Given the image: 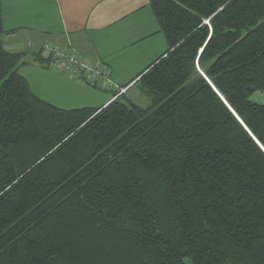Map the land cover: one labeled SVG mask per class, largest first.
<instances>
[{
  "label": "trees",
  "instance_id": "obj_1",
  "mask_svg": "<svg viewBox=\"0 0 264 264\" xmlns=\"http://www.w3.org/2000/svg\"><path fill=\"white\" fill-rule=\"evenodd\" d=\"M150 6L145 107H58L0 40V264H264V0Z\"/></svg>",
  "mask_w": 264,
  "mask_h": 264
},
{
  "label": "crops",
  "instance_id": "obj_2",
  "mask_svg": "<svg viewBox=\"0 0 264 264\" xmlns=\"http://www.w3.org/2000/svg\"><path fill=\"white\" fill-rule=\"evenodd\" d=\"M0 8L2 46L22 53L18 72L32 92L50 103L61 93L73 96L79 107H98L111 96L86 104L92 89H103L41 64L35 55L45 45L102 61L118 87L131 84L167 48L150 0H0Z\"/></svg>",
  "mask_w": 264,
  "mask_h": 264
},
{
  "label": "built area",
  "instance_id": "obj_3",
  "mask_svg": "<svg viewBox=\"0 0 264 264\" xmlns=\"http://www.w3.org/2000/svg\"><path fill=\"white\" fill-rule=\"evenodd\" d=\"M46 65L56 69L59 73L68 74L73 78L96 84L102 88H117L119 94L126 87L115 86L111 77L110 69L100 60L91 59L78 55L74 50L55 45H45L41 50Z\"/></svg>",
  "mask_w": 264,
  "mask_h": 264
},
{
  "label": "rangeland",
  "instance_id": "obj_4",
  "mask_svg": "<svg viewBox=\"0 0 264 264\" xmlns=\"http://www.w3.org/2000/svg\"><path fill=\"white\" fill-rule=\"evenodd\" d=\"M131 71L132 70H130L129 72H131ZM201 74L203 75V73H201ZM138 78H139V76H137V78L135 77L133 82L137 81ZM91 91H92V96H91L90 100L87 101L88 103H86V104L96 105V104H99L101 97L105 98L106 96L107 97L111 96L112 92L116 91V88L114 89V91H110V90L107 91L105 89H103V90L92 89ZM125 96H126V99H130L132 102H134V103H136L142 107H145L150 103V99L148 97H146L144 94H142L140 92V90L135 85L129 87V90ZM251 99L257 103H264V94L260 93V92H256L251 96ZM50 100H51L52 104H54L58 107H61V108H80L79 106H80V104H82L80 102L78 103V100H75V98H73V96L72 97L69 96L68 98L61 97V93H58L54 99H50ZM74 106H78V107H74ZM226 264H232V263H226Z\"/></svg>",
  "mask_w": 264,
  "mask_h": 264
}]
</instances>
